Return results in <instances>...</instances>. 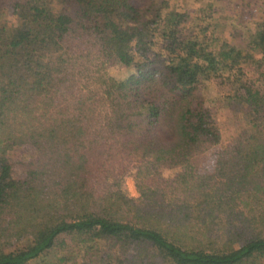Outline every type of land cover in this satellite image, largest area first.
Instances as JSON below:
<instances>
[{"label": "trees", "instance_id": "trees-1", "mask_svg": "<svg viewBox=\"0 0 264 264\" xmlns=\"http://www.w3.org/2000/svg\"><path fill=\"white\" fill-rule=\"evenodd\" d=\"M154 5L0 0V264H264V18L231 41ZM212 77L243 123L202 172Z\"/></svg>", "mask_w": 264, "mask_h": 264}, {"label": "rangeland", "instance_id": "rangeland-1", "mask_svg": "<svg viewBox=\"0 0 264 264\" xmlns=\"http://www.w3.org/2000/svg\"><path fill=\"white\" fill-rule=\"evenodd\" d=\"M149 2L155 4L154 6L163 5L167 9L188 10L191 13V18L194 17L196 21L202 22V24L211 22L210 27H215L213 35L231 41L241 39L245 41L252 36L255 37L254 32L250 33L245 30L253 29L256 22L264 18V0H137L138 5L146 6ZM209 9L214 10L209 12ZM2 12V18L16 22L15 15L11 14V8H3ZM241 24L246 27L242 28ZM252 54L257 58L261 56L262 51L256 48L252 50ZM245 66H247L246 63ZM105 72L114 78H124L129 72V67L114 61L107 65ZM227 88V83L220 82L214 77L203 83L204 102L209 108L213 124L219 132V140L205 147L199 155L197 168L202 172H212L216 154L234 138L243 123L242 114L225 107L221 101ZM12 172L14 176L20 177L23 175L24 169L18 164L14 166ZM124 187L130 195H139L133 172L125 175ZM54 255H56V251L50 249L41 256L51 258Z\"/></svg>", "mask_w": 264, "mask_h": 264}]
</instances>
